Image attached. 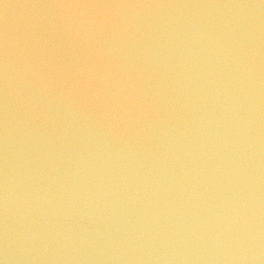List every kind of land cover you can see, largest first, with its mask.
I'll list each match as a JSON object with an SVG mask.
<instances>
[{"label": "water", "instance_id": "water-1", "mask_svg": "<svg viewBox=\"0 0 264 264\" xmlns=\"http://www.w3.org/2000/svg\"><path fill=\"white\" fill-rule=\"evenodd\" d=\"M0 264H264V0H0Z\"/></svg>", "mask_w": 264, "mask_h": 264}]
</instances>
